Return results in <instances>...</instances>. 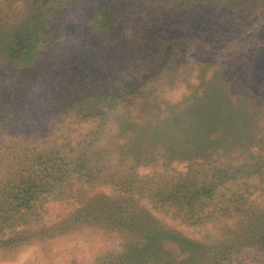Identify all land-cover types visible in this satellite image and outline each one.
I'll return each mask as SVG.
<instances>
[{"label":"rangeland","instance_id":"rangeland-1","mask_svg":"<svg viewBox=\"0 0 264 264\" xmlns=\"http://www.w3.org/2000/svg\"><path fill=\"white\" fill-rule=\"evenodd\" d=\"M112 1L124 4L117 32L91 40L87 27L99 0H78L51 52L30 70L31 64L7 61L0 47V264H264V0ZM23 12L21 1L0 0L1 26L15 25ZM205 41L210 49L203 53ZM124 42L140 54L126 55ZM143 43L148 49L138 47ZM183 43L192 45L184 57ZM75 54L85 73L81 83L68 72ZM154 66L165 68L151 71ZM97 69L113 85L121 83L122 98L106 119L78 121L58 99L73 100L75 88L96 91L87 81L94 82ZM132 74H153L143 94L130 87ZM224 80L232 83L230 103ZM243 90H255L257 101L241 104ZM86 98L84 106L73 100L74 108L96 114V107H106ZM208 104L231 117L239 114L231 110L245 107L246 131L211 130L200 120L177 136L174 148L182 155H173L168 167L162 163L173 147L166 141L153 151L158 160L139 161L131 139L157 136L161 121ZM141 126L147 130L140 133ZM199 132L208 133L205 142L230 140L233 133L252 142L228 152L194 141L192 149L188 142ZM39 156L59 168L42 171L35 166ZM18 186L38 208L14 206ZM132 213H143L152 229H139Z\"/></svg>","mask_w":264,"mask_h":264},{"label":"trees","instance_id":"trees-1","mask_svg":"<svg viewBox=\"0 0 264 264\" xmlns=\"http://www.w3.org/2000/svg\"><path fill=\"white\" fill-rule=\"evenodd\" d=\"M21 1L24 4L25 12H23V17H21L15 25L13 26H1L0 24V47L1 51L6 58L7 61L12 62V63H20V64H31L29 67V70L32 67H35L39 65V59L42 57L43 52L45 51V55L51 52V49L54 47V41L59 38V29L62 26L63 20L67 16V12L70 10L68 9L70 5H72L74 2H77L78 0H18ZM126 2H129L130 0H125ZM101 1L99 0L97 6V10L95 12L94 17L90 20V24L88 22V27H87V33L91 35L90 39L94 40L96 42V39H99L101 37V34L108 35L109 33H112V31H118L119 27V14L122 9L124 4L119 1L113 2L112 0H106L105 3H100ZM121 2H123L121 0ZM184 2H186L184 0ZM100 3V4H99ZM74 5V4H73ZM186 15L184 12L183 14ZM194 15V14H193ZM208 16V15H206ZM183 18H180L178 20V25H185V22L182 21ZM192 19H187V21ZM203 22H197V26L193 27L194 29L196 27H202ZM192 28V31L194 30ZM115 33V32H114ZM96 44V43H95ZM205 49L203 53L208 52L210 49V44L205 41L204 43ZM116 45V44H115ZM97 47V46H96ZM123 47L125 49V54L128 55L131 54L134 50L136 52H139L137 47L131 43H126L124 42ZM140 49L145 48L148 49V45L143 43L142 45H139ZM98 48V47H97ZM49 49V50H47ZM109 50H111L113 53H116L117 48L115 49L109 44ZM182 51L180 52L181 56H187V52L192 49L191 44H186L183 43L181 46ZM195 54L198 53L197 49H195ZM168 53V52H167ZM93 57L95 56L94 53L92 54ZM168 56H170L168 54ZM73 61L68 65V72L71 74V78L78 77L79 80L77 81L78 83H81L84 79L83 76H85L83 66L79 65L80 63L78 62V55H74V58L71 57ZM89 59L88 56H86L87 60ZM91 61L94 63L95 59L91 57ZM77 60V62H76ZM174 60V59H173ZM175 61V60H174ZM127 65V71L131 73L132 64L126 63ZM177 65V62H173V66L171 65L168 68V73L172 76L173 72L175 71V68ZM161 68H165L164 66H154L152 67L151 71H160ZM98 76H95L94 82L93 80L87 81L88 84H93L96 86V91L92 90L93 92H84L79 90L78 88H75L73 93H70L74 101H77L76 104L80 106L85 105V100H87L86 96H90V100L93 98H97V103H101L105 105V108H97V113L96 114H85L84 108L81 109V111L77 110L74 105V102L71 98H68V96H63L60 94V98L58 99L61 102V108L62 110L68 114L71 111L74 112V117L76 120L81 121V120H86L89 117L92 118H98V119H106L107 115L110 114L112 110H114L117 107V104H119V100H121L122 95L120 94L121 88L119 89V85L117 86L111 81V79L107 76V74L103 73L97 69ZM133 76L130 78L133 80L132 83H130V87L132 89L136 90L137 94H143V92H140L143 90L142 88L145 87L147 83L150 82V78L153 76V74H149L148 76H143V78H139L137 74H132ZM137 76V78H136ZM75 83V81H73ZM123 83V82H122ZM223 86H226V100L227 103L232 101L233 98V89H232V83L230 80H224V82L221 83ZM28 88L26 89V92ZM253 91H241L239 98H243L241 101V104H244L245 107L250 104L252 101H257L258 95L255 94L256 92ZM125 99V97H124ZM256 99V100H255ZM67 100V101H66ZM208 107L202 106V109L196 111L193 114H190L191 111L187 112L184 114V116L178 120L175 121H161L162 125L161 128L158 132L157 136H151L149 138L143 139L140 136H136L133 139H131L132 144L136 145L135 148H132V150L136 153L137 156H141L140 160L146 159H159V156H155L153 151L157 147V144L166 141V144L172 145V152L170 150L166 152L165 155V161L162 163L165 167H168L170 164V160H172L173 157L176 155L181 156L182 152H179L178 148H174L176 146H179L178 143V135H180L181 131L185 128L187 131V127L192 126V124H195L196 122H199L200 120H206V124H209L211 127H213L211 130L219 129V130H227L230 129L232 132L239 134L240 132H245L246 130L243 129L244 123L242 122V115L245 117L246 116V108L242 106H238L231 110L230 112L234 111L239 113L238 115H233L234 117H231L232 115L228 114L226 116H223L226 114L225 112L215 114V111H218L220 107L213 105V104H208ZM95 109V107H94ZM192 110V109H190ZM190 115V116H189ZM73 117V116H70ZM231 118V119H230ZM240 120V121H239ZM239 121V123H238ZM125 123V122H124ZM124 123L118 124V126L122 127ZM147 130V127L141 126L140 128V133L143 131L145 132ZM160 133V134H159ZM232 134L231 136H236L232 137L230 140L224 139V138H217L214 141H206V136L208 133H203L199 132V136L191 139V142H188V144L191 147H194L192 149H196L197 147L196 144L198 143H203L205 146L212 147V146H223L224 151L230 152V150L234 149L236 146H240L242 144H245L249 140H245V136H237L235 134ZM146 135V134H145ZM183 135V134H181ZM180 135V136H181ZM151 138V140H149ZM249 139V137H247ZM228 140V141H227ZM224 141V142H223ZM88 140H85L84 143H87ZM241 142V143H240ZM252 142L250 140L248 144ZM90 143V142H89ZM140 144V145H139ZM220 144V145H217ZM229 150H228V149ZM185 149V148H184ZM181 149V150H184ZM191 149V150H192ZM231 150V151H232ZM171 153V154H170ZM173 153V154H172ZM179 153V154H178ZM55 154L62 155L60 152H55ZM175 155V156H173ZM162 157V156H161ZM45 157L39 156L38 160H41L39 163L40 164H35V166H41L42 171L47 172L48 168H55L58 167L59 165L57 163H52V165L49 164V161H46L44 159ZM44 159V160H43ZM157 159V160H158ZM139 163V162H138ZM82 167L87 166L85 163L81 165ZM61 171V170H59ZM231 174V172H230ZM38 176L35 175L33 178H28L30 180V183H34V178ZM231 178V176H229ZM23 183V182H22ZM35 185V184H33ZM22 186V185H21ZM18 186L16 187L18 190V193L15 194V198H19L20 200L16 201V204L14 205L16 208L20 207H25V208H38L35 207L36 204L32 207L30 204L29 199L31 196L27 197L25 196L22 191V187ZM178 186V185H177ZM32 187V186H30ZM166 186L160 187L157 189L158 193H161L162 190ZM198 188L193 187L192 189H189L188 194H190V197H194L196 194V190ZM174 188H172L170 191L165 190L162 194V196L165 199L170 198V194L173 193ZM177 191H179L177 189ZM175 192V191H174ZM131 215H136L133 216V218L137 217L140 218L139 220V229L145 230L147 227L148 229H152L151 227V222L147 219V217L143 216V213L140 214H135L132 213ZM141 215V216H140ZM143 220V221H141ZM153 256H148V259H151Z\"/></svg>","mask_w":264,"mask_h":264}]
</instances>
